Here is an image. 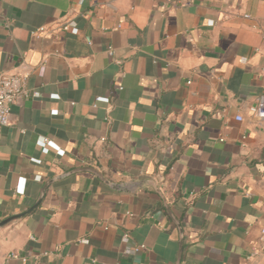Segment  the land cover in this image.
<instances>
[{"label":"crops","instance_id":"obj_1","mask_svg":"<svg viewBox=\"0 0 264 264\" xmlns=\"http://www.w3.org/2000/svg\"><path fill=\"white\" fill-rule=\"evenodd\" d=\"M262 70L264 0H0V75L36 93L0 131V220L72 168L111 182L50 184L0 264H175L162 197L179 264H264Z\"/></svg>","mask_w":264,"mask_h":264},{"label":"built area","instance_id":"obj_2","mask_svg":"<svg viewBox=\"0 0 264 264\" xmlns=\"http://www.w3.org/2000/svg\"><path fill=\"white\" fill-rule=\"evenodd\" d=\"M59 27L64 31H73L76 29V22L72 17L65 18L63 22L59 24ZM45 31V26H41L32 31L33 34L42 33ZM108 54L112 55V50L108 49ZM264 74V70H262ZM36 96V93L30 90L25 83V75L19 73L1 74L0 75V131L9 124V115L11 105L19 99H27ZM99 98H96V101ZM250 114L257 120L264 121V93L259 94L253 105L249 107ZM237 121L242 120L240 114L235 115ZM43 144L48 143L47 138L42 139ZM261 234L264 235V228L261 230ZM127 234H123V238H126ZM82 241H86L85 238ZM143 245L135 246L134 251L143 248ZM18 254L11 252L7 255L5 260L9 258H16ZM24 259V258H23Z\"/></svg>","mask_w":264,"mask_h":264},{"label":"water","instance_id":"obj_3","mask_svg":"<svg viewBox=\"0 0 264 264\" xmlns=\"http://www.w3.org/2000/svg\"><path fill=\"white\" fill-rule=\"evenodd\" d=\"M78 172H90L92 174H94L98 179H100L101 181L107 183V184H111V182L96 168L92 167V166H79L76 168H72L71 170L65 171L61 174L55 175L49 179H47L41 189L40 192L38 194V197L36 198V200L33 202L32 205H30L27 209L23 210L22 212L16 213V214H12L2 220H0V227L4 226L5 224L9 223L12 220H15L17 218H21L27 214H29L30 212H32L35 208H37V206L40 204L44 192L46 190V188L56 182L59 181L67 176H70L74 173H78ZM163 199V204L165 207V210L167 212V214L169 215V217L172 219V221L175 223V225L177 226L178 232H179V245H178V252H177V258H176V262L175 264H179L180 258H181V251H182V241H183V230L182 227L180 225L179 220L173 215V213L171 212L169 206L167 205V203L165 202V199L162 197Z\"/></svg>","mask_w":264,"mask_h":264}]
</instances>
